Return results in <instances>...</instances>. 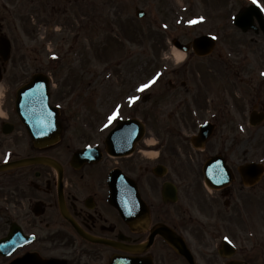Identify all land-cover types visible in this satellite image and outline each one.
I'll return each mask as SVG.
<instances>
[{
	"label": "flooded vegetation",
	"instance_id": "obj_1",
	"mask_svg": "<svg viewBox=\"0 0 264 264\" xmlns=\"http://www.w3.org/2000/svg\"><path fill=\"white\" fill-rule=\"evenodd\" d=\"M64 6L56 0H0V159L9 162L48 156L63 166L60 186L55 168L39 161L0 173V179L5 178L0 181L5 235L12 226L25 235H35L31 243L17 250L21 254L14 255L5 264L25 254L33 255L34 261L38 258L41 263L51 260V264H111L113 257L115 264H191L180 249H189L194 264H225L239 258L223 257L219 253L220 243L235 238L236 226L249 225L252 219L253 223L261 208L258 203L249 205V188L239 182H226L211 189L204 166L218 155L226 169L236 173L244 162L242 142L233 145L221 131L237 122L245 124L250 92H254L255 98L261 97L262 91H255L254 87L255 81L261 79L258 71L264 68V62L251 59L245 61L243 69L240 66L241 69L235 71L246 86L237 96H230L232 107L225 101L220 113L212 117V134L203 143L193 141L192 136H183L180 129H176L178 139L174 142L175 135L169 130L160 134L159 130L163 129L160 125L155 135L159 142L146 144L147 139L154 137L155 130L151 104L145 109L133 108L125 117L132 118L134 113L140 112L148 121L144 136L134 144L130 154L121 155L122 148L107 147L105 139L111 131L108 129L100 133L97 151L93 153L97 159L75 165L72 163L75 151L96 142L90 141V131L88 134L84 128V132L69 129L72 111L66 114V108H62L61 139L42 149L34 144L14 109L15 92L20 84L35 72L47 73L53 80L57 68L55 58L49 59L44 54L45 49H49L48 44L53 45L56 34L45 32V27L40 25L27 26V14L35 12L40 16L45 12L42 23L47 24L55 9L67 11L65 3ZM7 41L10 44L8 58ZM232 67L230 64L229 68ZM173 74L179 81L181 70ZM181 86L179 95L171 93L166 98L186 100L201 95L196 89L190 91L186 81L182 80ZM170 87L171 90L178 88L176 82L170 83ZM53 90L51 103L56 104L60 101ZM184 100L177 107V120L194 127L197 120L190 116L189 102ZM253 105L261 107L263 104ZM201 109L208 110L207 106ZM29 117L28 120L35 119V115ZM170 118L174 116L171 114ZM198 132L199 128L195 134ZM84 133L88 135L86 141L80 138ZM95 134L93 130L91 135ZM148 151L159 155L155 158L142 155ZM115 169H120L118 174L128 179L116 182L111 197L109 175L113 176ZM101 241L113 242L116 246ZM30 259L24 264H31ZM239 259L255 264L246 253Z\"/></svg>",
	"mask_w": 264,
	"mask_h": 264
},
{
	"label": "rangeland",
	"instance_id": "obj_2",
	"mask_svg": "<svg viewBox=\"0 0 264 264\" xmlns=\"http://www.w3.org/2000/svg\"><path fill=\"white\" fill-rule=\"evenodd\" d=\"M252 1H256L264 9V0H79L78 4L72 3L69 11L70 28L65 32L67 40L58 41L59 48L55 50L58 53V61H55L57 68L54 72L57 76L54 80L58 92L66 87L64 94L61 97L57 96V99L65 108L67 107L66 109L73 108L69 129L74 132H84L82 128H90L88 131H91L93 126H98L102 132L106 128L103 125L106 123L104 121L115 107L120 111L119 109L133 105L142 108L154 104L158 107V112L167 95L171 93L179 95L181 83L178 82V88L171 90L167 81L170 75L166 76L170 66L176 65L170 59H163V54L175 47L172 42H168L173 36L187 42L202 33L220 34L223 31L222 26H228L225 31L234 48L222 46L223 51L218 49L204 59L187 54V59H191L192 64L194 59L198 61L192 68L199 69L196 74L200 83L211 75L212 81L206 80L208 82L206 92L224 91L225 87L231 91L237 86L242 88L243 85L239 79H235L234 72L225 70L224 64L215 58L219 57L218 52L221 51L224 59L241 60L246 49L250 59L264 61V35L254 31L242 32L232 22V16ZM136 8L144 9L146 15L143 18L137 17ZM31 15L27 14L29 16L27 26L40 25L47 28L52 24L55 26L54 29H57V39L63 33L64 26L61 23L66 20L64 18L67 15L62 17L63 15L58 12L51 14L47 24L42 23L45 12L40 16L35 12ZM201 17L203 19H200ZM54 20L58 22L54 23ZM113 27H115L114 33L110 31ZM130 49L134 52H129ZM210 59L214 61L208 63ZM165 65L167 70L163 75L160 70H163ZM186 70L190 69L184 67L183 72ZM145 85L148 87H144ZM215 86L221 88L215 90ZM147 91L150 92V97L148 101H144L142 98L148 93ZM177 99V97L166 98V102L170 100L176 102ZM1 101L2 97L0 103ZM201 101L205 105V100L201 99ZM163 113L157 114L160 119L158 126L163 125V129L159 132L162 135L169 130L175 135L174 142L178 139L177 126L182 127L184 131L196 129L195 126L189 129L182 123H177L175 119H170L165 108ZM196 118L199 121L201 119ZM243 131L250 136L248 142L250 146L254 145L253 151L248 155L264 163V122L261 126L256 128L249 126ZM230 132H233L230 137L234 138L233 144L236 145L239 137L235 130L231 129ZM156 134L154 130V137L157 139ZM87 136L84 133L80 138L86 141ZM94 139L98 140L99 137L96 136ZM257 146L261 147L260 152ZM262 179V188L257 187L252 196H256L254 199L258 200L264 210V176ZM2 180L5 178L0 179ZM1 214L0 230L1 216L5 215L3 211ZM240 222L245 221L240 220ZM244 237L240 232V237L235 238L237 245L248 248L256 264H263L264 242L260 243L261 248L254 247L264 239L263 235L253 234V237ZM242 256L243 253H240L239 257ZM257 256H260L259 261ZM0 264H5V258L1 256Z\"/></svg>",
	"mask_w": 264,
	"mask_h": 264
},
{
	"label": "water",
	"instance_id": "obj_3",
	"mask_svg": "<svg viewBox=\"0 0 264 264\" xmlns=\"http://www.w3.org/2000/svg\"><path fill=\"white\" fill-rule=\"evenodd\" d=\"M254 10H255V8H249L247 11L252 12ZM138 14L142 15L143 13L138 12ZM240 19H242V14L238 15L237 20H236V22L239 23V24H240V22H238V20H240ZM240 25L242 26L244 24L241 23ZM243 27L245 28V26H243ZM210 40L211 39H209L206 36L201 37L199 39H196L195 42H194V48H195L196 52L198 54H206V53H208L211 50V47H212V43H211ZM185 47L186 46L182 45V48H185ZM37 80H38V78H37V76H35L34 79L32 80L31 87L28 86V87H26L24 89H21V92L19 93V96L21 94V96L23 97L24 94H27L30 90H33L34 89L33 84H35ZM44 93H45V90H44ZM47 97H46V100H47ZM45 106L47 107V104ZM46 139H47V137H46ZM46 139H44V140L46 141ZM2 169H5V165L0 166V170H2ZM13 235H15V234L13 233ZM16 239L17 238H14V236H12L10 239L2 240L0 242V253H2V254H5L7 252L9 253L11 250H8V247L11 246V245L12 246H16L17 245V240ZM232 264H239V263L234 262Z\"/></svg>",
	"mask_w": 264,
	"mask_h": 264
},
{
	"label": "clouds",
	"instance_id": "obj_4",
	"mask_svg": "<svg viewBox=\"0 0 264 264\" xmlns=\"http://www.w3.org/2000/svg\"><path fill=\"white\" fill-rule=\"evenodd\" d=\"M187 47H185L183 50L177 49L175 47H172L170 49V51L165 52L163 54V59L165 60H171L173 62V64L175 65H179L181 64L185 59H187ZM159 141L153 137L151 139H147L145 141L146 144L149 145H154L156 143H158ZM142 155L148 157V158H155L156 156L159 155L158 152H152V151H148V152H143Z\"/></svg>",
	"mask_w": 264,
	"mask_h": 264
},
{
	"label": "snow or ice",
	"instance_id": "obj_5",
	"mask_svg": "<svg viewBox=\"0 0 264 264\" xmlns=\"http://www.w3.org/2000/svg\"><path fill=\"white\" fill-rule=\"evenodd\" d=\"M200 19H203V17H201ZM193 23H195V21H193ZM144 87H148V85H145Z\"/></svg>",
	"mask_w": 264,
	"mask_h": 264
}]
</instances>
